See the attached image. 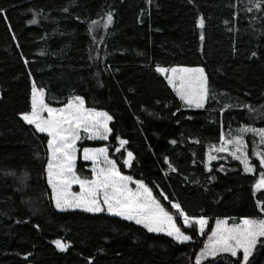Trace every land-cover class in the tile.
Wrapping results in <instances>:
<instances>
[{
  "label": "trees",
  "instance_id": "obj_1",
  "mask_svg": "<svg viewBox=\"0 0 264 264\" xmlns=\"http://www.w3.org/2000/svg\"><path fill=\"white\" fill-rule=\"evenodd\" d=\"M0 8L7 17L0 13V264H196L215 218L260 214L256 200H264V190L253 189L256 174L237 161L206 166V158L228 129L264 126V11L249 0H0ZM33 18L38 22L29 23ZM175 65L205 69L216 95L204 108L184 107L156 71ZM32 82L52 106L82 96L86 107L112 115L113 134L90 140L82 132L79 148L107 145L121 171L143 178L169 211L175 213L161 191L189 215L206 216L205 233L178 219L193 236L181 243L105 212L55 208L47 135L20 115L30 110ZM117 135L129 141L120 152ZM127 151L134 153L131 167L123 166ZM89 164L79 151L78 173L90 175ZM241 257L222 254L201 264ZM250 262L264 264V247Z\"/></svg>",
  "mask_w": 264,
  "mask_h": 264
},
{
  "label": "snow or ice",
  "instance_id": "obj_2",
  "mask_svg": "<svg viewBox=\"0 0 264 264\" xmlns=\"http://www.w3.org/2000/svg\"><path fill=\"white\" fill-rule=\"evenodd\" d=\"M249 2L256 9L264 11V0H249ZM248 10L251 11V8ZM64 11L68 9L65 8ZM0 13H4V18H7L5 9L0 8ZM112 20V13H107L105 26L111 24ZM37 22L35 18L29 21L31 24ZM95 24V21L91 22L89 31H92ZM198 27L205 28L203 16L198 20ZM200 39L201 41L205 39L203 31ZM255 55L256 53L253 52L252 56ZM25 63L27 64V61ZM156 71L167 75L169 69L157 66ZM170 72L171 75H167V82L187 107L204 108L209 99L215 98L216 94L203 67H172ZM242 107H246L249 112L257 111L251 105H242ZM261 108L264 109V105ZM20 115L28 125L35 127L36 132L47 135V183L51 187L57 209H83L89 213H101L106 210L110 214L142 225L148 232L166 233L167 236L181 243L191 241L193 236L182 230V226L177 224L178 219H182L183 225L192 228L193 231L198 226V231L204 233L208 224L206 216L189 215L179 201L169 199L168 195L161 191L159 195L168 201L175 214L169 211L153 194V187H150L143 178L134 180L132 176L121 171L122 166L110 157L107 145L100 148H83V160L92 162L91 173L90 175L78 173L77 141L82 139V132L88 134L89 139L99 137L102 140H107L109 134H113L109 122L114 117L107 111L86 107L82 96L70 97L61 107H53L46 102L45 90L38 88L33 82L31 110ZM248 133H253L259 138L258 142L256 140L252 142L251 155L258 157L260 168L259 179L256 180L254 189L264 190V127L242 125L228 138L221 134L222 142L219 147L214 144L209 145L206 166L220 159L219 153H228L243 165L244 172L257 171V165L250 158L245 140V135ZM115 139L120 145L116 149L117 152L129 144L128 140L118 135ZM171 143L176 144L177 141L172 140ZM134 159V153L127 151L123 166L131 167ZM167 160L168 158L165 157L166 162ZM168 166L173 171L178 170L173 168L171 163ZM208 170L211 171V168ZM222 170L223 166H221ZM132 184L135 186L132 187ZM73 185H79L78 192L72 191ZM256 205L260 214L255 217L244 216L234 223H229L227 218L216 219L215 227L207 242L196 255V264H201L209 257L218 258L222 254L238 257L241 252L242 257L238 258L235 264H251L250 257L253 256L257 246L264 247V200L257 199ZM54 243L62 251L68 248V245L61 240H56Z\"/></svg>",
  "mask_w": 264,
  "mask_h": 264
},
{
  "label": "rangeland",
  "instance_id": "obj_3",
  "mask_svg": "<svg viewBox=\"0 0 264 264\" xmlns=\"http://www.w3.org/2000/svg\"><path fill=\"white\" fill-rule=\"evenodd\" d=\"M160 67H164V66H160ZM172 67H188V68H194V67H201V66H198V65H175V66H171V67H164V68H167V69H169V72L167 73V75H171V72H170V69L172 68ZM161 75H163L165 78H166V80H167V75L166 74H164V73H160ZM33 83V82H32ZM32 83H31V89H32ZM36 84V83H35ZM37 86V85H36ZM171 86V85H170ZM38 87V86H37ZM39 88V87H38ZM171 88H172V86H171ZM173 89V88H172ZM174 90V89H173ZM174 92H175V90H174ZM175 94H176V92H175ZM178 98H179V96H177ZM180 99V98H179ZM182 103H183V105H184V107H186V108H189V107H187V105L184 103V101H182V100H180ZM53 107H61V106H53ZM192 109H198V108H195V107H191ZM30 110H31V107H30ZM29 110V111H30ZM110 123V122H109ZM253 127H255V126H253ZM264 127V126H263ZM239 127H237V128H230V129H228L226 132H224L223 134L225 135V137L226 138H228L230 135H232V134H235V132H236V130L238 129ZM257 128H260V127H257ZM86 138H88V134H86ZM89 139V138H88ZM94 139H100L99 137H96V138H92V139H90V140H94ZM245 140H246V142H247V144H248V151H249V155H250V158H251V160H252V162L253 163H255L256 165H257V171H255V172H253V173H255L256 174V180L257 179H259V171H260V168H259V160H258V157H255V156H252L251 155V153H252V151H253V140H256L257 142H258V140H259V138L258 137H256L255 136V134H253V133H248V134H246L245 135ZM78 142V141H77ZM222 141L220 140V142L219 143H217V144H214V145H216L217 147H219V145H220V143H221ZM100 147H103V146H99V147H87V148H100ZM83 148H85V147H83ZM83 148H79V146L77 145V149H78V151H77V155H78V152L80 151V155H81V158L83 159ZM209 149V148H208ZM207 154H208V151H207ZM213 154L214 155H217L215 152H213ZM221 158H220V160H225V161H237V160H235V159H233L228 153H219L218 154ZM111 157V156H110ZM112 158V157H111ZM113 159V158H112ZM206 161H207V158H206ZM47 162H48V157H47ZM90 162V164H89V166H88V169H90L91 170V167H92V162L91 161H89ZM237 162H239V161H237ZM240 163V162H239ZM46 166H47V163H46ZM207 166H209V165H207ZM240 166H241V170L244 172V170H243V165L240 163ZM252 173V174H253ZM125 174V173H124ZM126 175H129V174H126ZM131 176V175H130ZM46 177H47V173H46ZM133 177V176H132ZM133 179L134 180H136V178H134L133 177ZM256 180H255V182H256ZM255 182H254V184H255ZM132 187H134L135 185L134 184H132L131 185ZM50 187V186H49ZM253 189H254V187H253ZM50 190H51V187H50ZM255 190V189H254ZM72 191L73 192H78L79 191V185H73L72 186ZM255 191H257V190H255ZM51 196H52V190H51ZM52 201H53V204H54V206H55V201H54V199L52 198ZM55 208H56V206H55ZM59 210H61V209H59ZM66 210H70V209H66ZM71 210H83V209H71ZM84 211V210H83ZM105 213H108L106 210L104 211ZM171 212H173L174 213V211H171ZM108 214H110V213H108ZM175 214V213H174ZM110 215H113V214H110ZM122 218V217H121ZM225 219V218H227L228 219V222L229 223H234V222H238L239 221V218H230V217H217V218H215L214 220H213V222H212V228H211V230H210V232L209 233H207L206 234V237H205V239H204V242H203V245L199 248V250L197 251V253H196V255L199 253V251H200V249L204 246V244L207 242V240H208V237H209V235L211 234V231H212V229L215 227V224H216V219ZM208 219V218H207ZM181 220V222H182V224H183V221H182V219H180ZM134 222V221H133ZM208 222H209V220H208ZM142 226V225H141ZM185 226V225H184ZM207 226V225H206ZM196 228H197V230H198V226H196ZM205 229H206V227H205ZM205 229H204V233H205ZM199 232V231H198ZM200 233V232H199ZM164 234H166V233H164ZM201 234V233H200ZM167 235V234H166ZM196 255H195V258H194V261L196 262ZM241 255H242V252H241ZM209 258H211V257H209Z\"/></svg>",
  "mask_w": 264,
  "mask_h": 264
}]
</instances>
